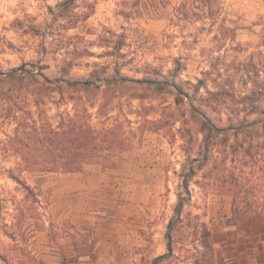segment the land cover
Returning a JSON list of instances; mask_svg holds the SVG:
<instances>
[{"label":"rangeland","instance_id":"rangeland-1","mask_svg":"<svg viewBox=\"0 0 264 264\" xmlns=\"http://www.w3.org/2000/svg\"><path fill=\"white\" fill-rule=\"evenodd\" d=\"M208 5L0 0V264L23 250L28 264H217L220 226L264 227V0ZM84 110L126 138L113 166L19 171L17 129L57 130ZM13 175L39 194L26 244L10 237L25 198ZM167 234L173 253L153 263Z\"/></svg>","mask_w":264,"mask_h":264},{"label":"trees","instance_id":"trees-1","mask_svg":"<svg viewBox=\"0 0 264 264\" xmlns=\"http://www.w3.org/2000/svg\"><path fill=\"white\" fill-rule=\"evenodd\" d=\"M203 3H208L207 11L212 12L215 8V0H200ZM201 12V11H200ZM204 13H191V17L198 16V18ZM212 14V13H211ZM189 15L185 13V16ZM195 18V17H194ZM17 69H14L16 71ZM19 70H25L20 68ZM32 75V89L34 92L41 90L39 87H35V84L39 82L35 79L33 71H25ZM78 85L79 83H74ZM89 85V83H85ZM47 88V87H46ZM49 89V88H47ZM46 89V90H47ZM264 90H260L263 94ZM256 95L255 91L251 95ZM249 98V97H248ZM5 101V99L3 100ZM89 113L87 110L81 111L74 116H69L66 124L58 127L57 130H47L43 127L22 125L21 129H17L16 136L11 139L8 146L9 151L17 152L16 155L20 159L21 173L27 172L29 174L40 172H53V173H75L81 172L86 165L93 163H105L113 166L112 156L116 149H123L127 145V140L114 130H103L97 132L89 123ZM19 184H21L25 190V198L23 201L18 202L15 200V220H17L18 226L13 225L14 228H19L22 237L18 239L16 234L13 233L10 237L15 243L19 241L27 243V236L25 231H22L20 226L22 222L26 220H38L41 219V214L33 207V203H38L39 194L35 189L27 184L23 177L12 176ZM184 188L188 191V185ZM31 201V204L28 203ZM24 203V204H23ZM25 206V207H24ZM183 205L178 206L176 211L180 215L182 213ZM2 200L0 195V223L3 226L0 227V258L7 262L5 256L1 253V231L2 228L7 227L3 223L2 217ZM173 220L169 224L171 227ZM207 248V245H204ZM167 253L160 255L153 259V263H158L168 258L173 253V243L171 234H167ZM20 258L21 264H28L34 262L32 253L28 250H23Z\"/></svg>","mask_w":264,"mask_h":264},{"label":"crops","instance_id":"crops-1","mask_svg":"<svg viewBox=\"0 0 264 264\" xmlns=\"http://www.w3.org/2000/svg\"><path fill=\"white\" fill-rule=\"evenodd\" d=\"M229 229L220 226L216 231L221 238L215 242L217 264H264V227Z\"/></svg>","mask_w":264,"mask_h":264}]
</instances>
